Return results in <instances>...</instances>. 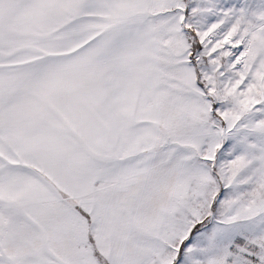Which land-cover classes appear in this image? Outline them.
<instances>
[{
	"label": "snow or ice",
	"instance_id": "snow-or-ice-1",
	"mask_svg": "<svg viewBox=\"0 0 264 264\" xmlns=\"http://www.w3.org/2000/svg\"><path fill=\"white\" fill-rule=\"evenodd\" d=\"M0 264H264V0H0Z\"/></svg>",
	"mask_w": 264,
	"mask_h": 264
}]
</instances>
